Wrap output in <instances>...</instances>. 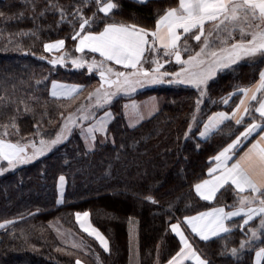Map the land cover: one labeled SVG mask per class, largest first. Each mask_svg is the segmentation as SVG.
Segmentation results:
<instances>
[{
	"label": "trees",
	"instance_id": "trees-1",
	"mask_svg": "<svg viewBox=\"0 0 264 264\" xmlns=\"http://www.w3.org/2000/svg\"><path fill=\"white\" fill-rule=\"evenodd\" d=\"M113 3L118 7L103 15L96 0H0V137L23 145L51 138L64 116L81 104L84 92L96 87L94 73L43 59L45 43L58 39L64 41L66 53L77 55L73 37L82 31L77 8L94 21L83 31L98 32L104 24L115 22L154 29L159 15L178 0ZM262 65L264 60L243 63L217 74L204 97L190 87L144 89L133 97L158 96L162 105L151 113L143 105L139 113L143 117L135 125L127 122L132 116L124 101L130 102L129 98H118L110 105L106 142L86 149V137L76 129L47 155L0 173V264H77L76 254H82L88 264H127L131 220L137 229L138 264H165L180 247L172 223L238 203L229 185L212 201L199 198L193 186L207 176L213 157L239 133L240 124L226 121L201 139L196 128L189 130V124H197L193 114L200 128L212 112L230 110L239 94L227 104L223 100L256 81ZM53 80L77 83L83 89L70 98H56L49 94ZM106 110L109 107L101 111ZM61 175L65 190L59 202ZM77 212L89 213L91 224L107 238L108 251L91 238L94 254L61 243L54 225L81 233L74 220ZM259 223L257 216L241 229V219L234 220L232 231L198 240L196 245L208 264H253L255 251L264 248ZM253 228L257 232L250 238ZM241 240L250 243L232 256L230 249L239 250Z\"/></svg>",
	"mask_w": 264,
	"mask_h": 264
},
{
	"label": "snow or ice",
	"instance_id": "snow-or-ice-1",
	"mask_svg": "<svg viewBox=\"0 0 264 264\" xmlns=\"http://www.w3.org/2000/svg\"><path fill=\"white\" fill-rule=\"evenodd\" d=\"M99 11L106 14L118 7L112 0L102 3V0H96ZM76 12L80 13V29L74 33V39L78 40L76 48L83 52L90 49L93 53H99L102 57L97 61L95 58L91 62L83 58H73L72 64L76 68H82L87 64L89 72L93 69L98 71L101 80L100 87L89 93V98L94 97L93 104L88 105L89 109L109 107V111L104 112L98 119L93 111L91 114L84 108L80 110L81 115L79 121L69 113L64 118L61 125V131L57 132L56 137L45 141L41 139L39 145L32 143V152L29 154L27 145L21 146L19 143L4 138H0V161H7L9 168H14L18 164L27 162L43 155L46 151L51 150L61 141L67 139L66 134H70L72 126L83 121L92 119L94 123L89 124L85 135H91V139L95 140L92 135L93 130L106 132L109 118L112 116L110 105L115 98L120 95H128L135 92L136 89L148 84L160 82L161 77L171 75L174 79L169 82L182 83L193 86L204 97L210 87L209 81L217 76L218 72L235 68L240 62L247 60L249 63H257L264 60V0H178L176 6L168 7L162 15L155 21L154 29H146L136 25H126L123 23H106L103 29L98 32L83 31L86 26H90L94 21L92 18L83 17L82 10L77 8ZM63 14V10H61ZM250 21H260L254 28L249 26L246 30L244 24ZM211 22L212 28L205 30V23ZM195 31L194 39L203 43L200 50L195 55H189L184 59L181 55L179 42L185 34H191ZM239 32L240 39H236L233 35ZM150 33V38H149ZM215 33V37L213 34ZM250 37V38H248ZM63 40H57L51 44H45L44 47L51 51L56 46H62ZM216 44L221 46L215 47ZM162 48L163 52L169 56H174L175 60L182 66L175 73L166 74L160 72L161 65L158 60L153 58L152 63L155 67L151 70L144 68L143 64L148 59V55ZM184 51H188L185 42ZM147 54V55H146ZM114 61L116 65H123L130 71H118L114 69L108 62ZM168 61L165 60V63ZM51 64H64L63 58L52 59ZM53 96L69 95L70 89L81 87L78 85H64L57 81H53ZM244 95L241 97L239 104L233 109L232 113L216 112L212 113L204 122V130L199 133L200 137H205L210 129H216L223 120L230 115L235 118L239 109L246 105L248 100H256L257 92L264 93V70L259 73V80L252 87L239 88ZM232 93L230 95H235ZM225 104L228 103L225 99ZM197 110L200 109L202 101L197 99ZM129 105H125L128 108ZM256 111L260 113L261 119H264V98L260 99L259 107ZM248 112L245 107L244 113H240L243 117ZM135 115H139L136 111ZM193 120L199 123L196 114H193ZM242 119H236V124H241ZM192 124H189V129ZM257 129H261L259 139L253 141L249 147L237 158L235 151L246 141ZM189 133L185 132V136ZM243 138V139H242ZM215 160L217 161L214 168L208 169L211 174L210 179H205L195 184L196 192L206 200H213L217 189L221 185L231 182L239 192L250 190L255 194L252 198L248 196H240L239 207H234L232 211H226L225 207H216L208 209L204 212L197 213L195 216L184 217L191 226L192 232L207 241L210 238L217 237L220 233H228L232 231L226 226L225 221L230 217H237L241 213L244 214L243 223L240 225L243 229L253 217L259 216V229L264 231V128L257 123L255 119L240 132L231 143L227 144L219 153ZM217 169L219 173L217 174ZM4 169L0 168V172ZM61 186L65 177H59ZM152 200V197H147ZM259 201L257 207H249L248 204ZM88 216L87 212L83 214L77 212L76 216L79 220L80 216ZM81 226L84 222L80 221ZM171 229L180 237L183 245L181 249L171 257L167 264H182V259L190 257L195 264H208L202 259L199 253L192 248L188 242V238L179 229L178 224H172ZM89 229H85L88 231ZM253 236L256 235L257 229H249ZM91 235L95 236L105 249L108 248L106 238L98 229L92 228ZM248 240H241L240 249L233 247L230 249L232 256H236L238 251L245 249L249 244ZM257 256L264 255V248L259 249ZM79 264V261L77 262Z\"/></svg>",
	"mask_w": 264,
	"mask_h": 264
},
{
	"label": "rangeland",
	"instance_id": "rangeland-1",
	"mask_svg": "<svg viewBox=\"0 0 264 264\" xmlns=\"http://www.w3.org/2000/svg\"><path fill=\"white\" fill-rule=\"evenodd\" d=\"M108 0H103V3H105V2H107ZM58 40H62V39H58ZM55 41H57V40H54L53 42H49V43H47V44H51V43H54ZM203 43V41L202 42H199L198 44H194L193 45V47H188V51H185L184 52V54L182 55V57L184 58V59H187V57H188V54L190 53V51H192L193 49L195 50V49H198V50H200V46H201V44ZM56 48V49H55ZM61 48V47H60ZM57 49H59L58 48V46H56V47H54L51 51H49L48 49H46L45 48V50H46V55L45 56H43V59L44 60H46V61H48L49 63H50V61L52 60V59H60V58H63L64 59V61H65V63L64 64H59V65H63V66H65V67H69V68H71V69H83V68H86V71L88 72V73H94L96 76H98L99 77V73H98V71H96L95 69H93V71L92 72H89V70H88V67H87V64H85L82 68H76V67H74L73 66V64H72V59L73 58H83L84 60H87V61H89V62H91L92 61V59H90V58H86V57H84V56H80V55H74V56H71V55H69L68 53H66L65 51H63V52H57V53H53V52H56V51H58ZM56 50V51H55ZM187 54V55H186ZM173 57V56H172ZM172 57H165L164 58V61H162V59L163 58H161V57H158V58H156V60H158V62H159V64L161 65V67H160V72L161 73H166V74H171V73H175V72H177L178 70H179V68L182 66L181 64H179L177 61H175ZM165 60H167V61H169V62H167V63H165ZM53 65V64H52ZM145 66V68H148V69H152V68H154L155 67V64H153L152 63V61L151 62H149V63H147L146 65H144ZM238 66V65H237ZM230 70V69H229ZM229 70H226V71H222V72H219L218 74H220V73H225V72H227V71H229ZM96 72V73H95ZM98 80V82H97V85H96V87H94V88H92L91 90H89L87 93H85L84 92V96L82 97V98H80V101H81V104L75 109V110H73V111H71V112H69V113H72L73 114V116H74V118H76L78 121H79V119H80V115H81V112H80V110L82 109V108H84V109H86L87 111H88V113L89 114H91L93 111L95 112V116H96V118L98 119L100 116H102L103 115V113L104 112H107V111H109V110H106V111H101L102 109L104 110L105 108H107V107H104V108H102V109H100V108H92V109H89L88 108V105H90V104H93V101H94V97H92V98H89V93H92V92H94V90L95 89H97L98 87H100V84H101V80H100V78H97ZM174 78L171 76V75H165V76H162L161 77V80H160V82H158L156 85L155 84H152V86H150V84H148L149 86L148 87H146V86H143L144 88H138V90H136L135 92H132V93H129L128 95H120L118 98H125V99H127V98H129L128 100L130 101V102H126V101H124V105L125 104H129V110H130V114H129V116H132V118H130V120H128L127 122L128 123H130L131 125H135V124H137V123H139L140 121H141V119H142V115L143 114H139V115H136L135 117L132 115V113H134L135 114V112L136 111H138L139 113H140V110L142 109V106L143 105H145V107H146V112H148V113H151V112H155L156 110H158V108H159V106H158V104L155 102L157 99L158 100H161V97H158V96H154V95H152V96H148V97H145L144 99H139L138 97H137V99L135 98V97H133L135 94H137L138 92H140V91H142V90H144V89H152V88H155V87H173V86H178V87H190V88H194L193 86H189V85H185V84H182V83H174V82H169V81H171V80H173ZM214 79V78H213ZM210 81H212V80H210ZM209 81V82H210ZM153 85H155V86H153ZM150 91V90H149ZM232 96L233 95H230V96H228L226 99H227V101L229 102V101H231L232 100ZM118 98H115L114 99V101L113 102H115V100L116 99H118ZM131 98H133V99H131ZM156 99V100H155ZM144 100V101H143ZM162 101V100H161ZM225 100H223V102H224ZM237 101H238V98H237V100H236V103H235V105L237 104ZM112 102V103H113ZM143 102H145V103H143ZM111 103V104H112ZM143 103V104H142ZM235 105H231V107H233V106H235ZM229 108V107H228ZM98 112V113H97ZM69 113H67L65 116H64V118H67L68 117V115H69ZM110 119V118H109ZM205 119V118H204ZM203 119V120H204ZM109 121V120H108ZM205 121V120H204ZM204 121H203V123H204ZM64 123V119L62 120V122L60 123V125H59V127H58V129L56 130V132H55V135H53L51 138H49V139H45V141H49V140H51V139H53V138H55L56 137V134H57V132H59V131H61V125ZM92 123H94V121L92 120V119H89V120H86V121H83V122H81V123H78L77 125H73L72 126V131H71V133L70 134H66L67 135V139L69 138V136L72 134V132L74 131V130H76V129H78V132H80V134L82 135V136H85L86 137V139H85V148L86 149H93L94 147H95V145H97L98 143H103V142H106L107 140H109L110 138H109V135H106V133L105 132H99V131H96V130H93V133H92V135H94L96 138H95V140H92L91 139V135H85V134H82V132H84V133H86V131H87V128H88V125L89 124H92ZM203 123H202V125H203ZM192 124V128L191 129H189V130H194L195 128H196V131H198L197 132V136L199 137V138H201V139H204V137H200L199 136V133H200V131H201V127L199 128V123H197V124H195V123H191ZM201 125V126H202ZM199 128V129H198ZM230 129H232V132L234 131L233 129L234 128H230ZM0 138H2V137H0ZM66 139V140H67ZM66 140H63V141H61L59 144H57L56 146H54L53 148H51V150H53L55 147H57L58 145H60V144H62L64 141H66ZM41 141V140H40ZM40 141H38L37 143H35L36 145H39V143H40ZM14 143V142H13ZM21 146H24V145H27V151L29 152V154H31V152H32V143L31 142H29V143H26V144H20ZM51 150H49V151H46L43 155H41V156H38V157H36L35 159H30V160H28L27 162H25V163H22V164H18L17 166H21V165H25V164H28V163H30V162H32V161H34V160H36V159H38V158H40V157H42V156H45V155H47L49 152H51ZM4 163V162H6V166L5 167H2L1 166V163ZM16 166V167H17ZM0 168H3L4 169V171H6L7 169L9 170V169H13V168H9L8 167V164H7V161H0ZM15 168V167H14ZM3 171V172H4ZM3 172H0V173H3ZM60 177V176H59ZM64 190H65V180H64V182H63V185L61 186V182H60V180H59V178H58V180H57V192H58V199L60 200V199H62V195H63V193H64ZM61 201V200H60ZM253 203H250V204H248V206L249 205H252ZM88 213V212H87ZM74 220H75V222H76V224H77V227H78V229H79V231H81V233H79V232H76V231H72V230H70V229H66V228H64V227H62L60 224H55L54 225V229H55V231H56V233H57V236H58V238H59V240L61 241V243L63 244V245H66V246H68V247H71V248H73V249H78V250H81L83 253H85L86 255H87V253L88 254H94V253H96V252H94L92 249H91V244H90V241H89V238H91L92 240H94L95 242H96V240L95 239H93V237L92 236H90L91 235V232L88 230V231H85V226H81V223H80V221H83L84 222V225L85 224H87V222L88 223H91L90 222V218H89V213H88V216L85 218V216H83V215H81L80 216V218H79V221H78V219H77V216H76V213H75V216H74ZM89 220V221H88ZM131 223H130V225H129V247H130V249H129V257H128V262H127V264H138V249H137V229H136V224H135V221L134 220H131L130 221ZM100 232V231H99ZM101 233V232H100ZM90 234V235H89ZM101 234H103V233H101ZM103 236L105 237V235L103 234ZM254 236L252 235V233L250 232V238H253ZM106 238V237H105ZM97 243V242H96ZM98 244V243H97ZM259 251V249L258 250H256L255 251V258H254V263L253 264H260V260H261V258H260V256H257V252ZM77 255V258H79V264H88L87 263V259L81 254H76ZM262 256V255H261ZM259 258H260V260H259ZM259 260V261H258ZM78 262V261H77ZM76 262V263H77Z\"/></svg>",
	"mask_w": 264,
	"mask_h": 264
},
{
	"label": "crops",
	"instance_id": "crops-1",
	"mask_svg": "<svg viewBox=\"0 0 264 264\" xmlns=\"http://www.w3.org/2000/svg\"><path fill=\"white\" fill-rule=\"evenodd\" d=\"M134 1H137V2H145V1H147V0H134ZM108 2V1H107ZM107 2H105V3H107ZM112 2H113V0H112ZM103 3V2H102ZM101 5H99V7H100ZM166 10V9H165ZM113 10H111V12H112ZM103 15H109L110 13H108V14H106V13H104V12H102V11H100ZM164 12V11H163ZM163 12L160 14V15H162L163 14ZM116 24H120V23H123V22H115ZM259 23H261L260 21H250L249 23H247V24H244V27H245V29L246 30H248L249 29V26L251 25V27L252 28H254L255 27V25L256 24H259ZM123 24H126V25H132V24H127V23H123ZM210 28H212V24H211V22H206L205 23V30H206V32H207V30H209ZM103 29V28H102ZM101 29V30H102ZM195 31H193L191 34H185L184 36H182L181 37V40H180V42H179V45H180V49H181V55H183L184 54V47H185V42H186V44H187V48L188 47H193V45L196 43V44H198L199 42H202L203 41V38L201 39V41H196L195 39H194V36H195ZM234 36H235V38L236 39H240V34H239V32L237 31L236 33H234L233 34ZM215 37V33L213 34V37H210V39H212V38H214ZM149 38H150V33H149ZM248 38H250V37H248ZM50 42V41H49ZM49 42H46V43H49ZM51 42H53V41H51ZM45 43V44H46ZM78 43V40H76V43H75V49H76V51H77V56L78 55H80V56H84V57H86V58H90V59H92L93 60V58H95L97 61H99V60H101L102 59V57L100 56V54L99 53H93L90 49H85L83 52H81V51H79L77 48H76V44ZM219 46H221V45H219V44H216L215 45V47H219ZM61 47V48H60ZM58 48L59 49H57L58 51H56V52H53V53H57V52H63L64 51V44L62 45V46H58ZM194 48V47H193ZM44 49H45V47H44ZM56 49V48H55ZM46 51V50H45ZM197 51H199L198 49H193L192 51H190V53L188 54V56L189 55H195V53L197 52ZM186 53V52H185ZM147 55V54H146ZM187 55V54H186ZM158 57H161V58H163L162 59V61H164V58L165 57H169V56H167L164 52H163V49L162 48H159V49H157V51L156 52H154V53H151L150 55H148V59L144 62V64H143V67L145 68V66L144 65H146L147 63H149V62H151L152 60H153V58H158ZM174 60H175V58H174V56L172 57ZM176 61V60H175ZM260 60H259V58H258V62H259ZM169 62V61H168ZM114 69H116V70H118V71H130L131 69L130 68H125L123 65H116L115 64V62L114 61H109L108 62ZM252 64V63H249L247 60H245V61H242V62H240L239 64ZM238 64V65H239ZM83 69H85L86 70V68H83ZM76 70H78V69H76ZM261 70H264V65H262V67L260 68V70H259V72H258V76H257V79H256V81H254L252 84H250V85H248V86H245V87H252V86H254V85H256V83L258 82V80H259V73H260V71ZM96 73V72H95ZM219 73V72H218ZM98 77V76H97ZM99 78V77H98ZM53 81H57V82H59L60 84H64V85H78V86H81L80 84H77V83H70V82H64V81H59V80H53ZM53 81H51V83H50V85H49V94L51 95V96H53L52 95V92L54 91V90H59V89H54V86H53ZM157 83H155V85H156ZM155 85H153V86H155ZM144 86H146V87H148L149 85H144ZM150 86H152V84H150ZM190 86V85H189ZM140 88H144V87H140ZM139 88V89H140ZM243 88V87H242ZM83 89V86H81V87H79V88H77V89H75L74 91H72V90H70V89H66L65 91H69V95H63V96H61V95H57V96H53V97H56V98H70V97H72V96H75L76 94H78L81 90ZM136 90H138V89H136ZM238 93L239 94V97H238V101H237V104H239V102H240V99H241V97L244 95V93L242 92V91H238V89L237 90H235V91H233L232 93ZM262 98H264V93H261V92H257V94H256V100H248L247 101V103H246V105H244V106H242L240 109H239V112L237 113V115H236V117L235 118H233L231 115L229 116V117H227L225 120H223L222 122H221V124L216 128V129H210L209 130V132H208V134L204 137V139H206L207 137H209L211 134H213L214 132H216L220 127H221V125L223 124V123H225L226 121H232L233 123H235L236 124V119H242V122H241V124H240V126H241V129H240V131H239V133L237 134V135H239L240 134V132H243V130H244V128L245 127H247V125L248 124H250V123H252L253 122V119H255V121L257 122V123H259V124H261V126H262V128H264V119H261V115H260V113H258L257 111H256V108L257 107H259V101H260V99H262ZM156 100V99H155ZM157 104H158V106H159V108H160V106L162 105V101L161 100H156L155 101ZM224 103V102H223ZM237 104L235 105V106H233L230 110H224V109H221V110H217V111H214V112H212V113H216V112H226V113H232V111H233V109L234 108H236V106H237ZM245 107H247L248 108V112L247 113H245L244 115H243V117H241L240 116V113H244V109H245ZM212 113L211 114H209L208 115V117L210 116V115H212ZM208 117L205 119V121H207V119H208ZM204 121V122H205ZM204 130V123H203V125L201 126V131H203ZM200 131V132H201ZM260 131H261V129H257V131L256 132H254L246 141H244V143L239 147V149L238 150H236L235 151V155H236V157L238 158L239 157V155L240 154H242L248 147H249V145L253 142V141H255V140H257V139H259V134H260ZM236 135V136H237ZM236 136L232 139V140H234L235 138H236ZM243 139V138H242ZM231 140V141H232ZM231 141L229 142V143H231ZM228 143V144H229ZM227 146V145H226ZM225 146V147H226ZM224 147V148H225ZM216 157V156H215ZM215 157H213V159H212V163H211V166L209 167V169L210 168H214L215 167V165H216V163H217V161L215 160ZM219 173V169H217V174ZM211 178V174L207 171V176L204 178V179H202V180H205V179H210ZM201 180V181H202ZM200 182V181H199ZM199 182H197V183H199ZM197 183H195V184H197ZM195 184H194V186H193V190H194V192H195V194L199 197V198H201V199H203V200H205V201H209V200H206V199H204L203 197H201L197 192H196V190H195ZM231 186L232 188H233V190L236 192V195H237V197H238V203L237 204H233V205H229V206H223V207H225V210L226 211H232L233 210V208L234 207H239V205H240V200H239V197L240 196H248L249 198H252L255 194H253L250 190H245L244 192H239V190H237L236 188H235V186L234 185H231V182L229 181V182H227L226 184H223V185H221V187L219 188V189H217V192L215 193V195H214V197H213V199L215 198V196L218 194V192L222 189V188H224L225 186ZM212 201V200H211ZM59 202H60V200H59ZM258 204H259V201L257 200V201H254L253 202V204L252 205H249V207H257L258 206ZM216 207H221V206H215V207H212V208H216ZM209 209H211V208H209ZM208 210V209H207ZM206 211V210H205ZM201 212H204V211H201ZM201 212H198V213H201ZM79 213H81V214H83L84 212H79ZM197 213H195V214H193V215H190V216H195ZM190 216H186V217H190ZM257 217V216H256ZM86 218V217H85ZM255 217H253V219H254ZM237 219H241V224L243 223V219H244V214L243 213H241L239 216H237V217H230L228 220H226L225 221V224H226V226H228L229 228H231V222H233L234 220H237ZM79 221V220H78ZM89 221V220H88ZM172 224H178V227H179V229L184 233V235L188 238V242L191 244V246H192V248L193 249H195L198 253H199V255H200V257L202 258V259H204L205 261H207L208 262V259L202 254V252L199 250V248L197 247V245H196V242L198 241V240H202V241H205V240H203L200 236H199V234H197V233H193L192 232V229H191V226L188 224V222L184 219V218H182L181 220H177V221H175L174 223H172ZM171 224V225H172ZM85 226V229L87 228V229H89V231L91 232V229L92 228H95V229H97L96 227H94L91 223H88L87 222V224H85L84 225ZM170 229H171V226H170ZM171 231H172V229H171ZM172 233L177 237V239H178V241H179V245H180V247H179V249H178V251L181 249V247H183V245L181 244V242H180V237L176 234V233H174L173 231H172ZM223 234H225V233H220V234H218V236L217 237H219V236H221V235H223ZM90 235V234H89ZM90 236H92L93 237V239H95L96 240V242L98 243V245L104 250V251H108V248L107 249H105L104 248V246L100 243V241L95 237V236H93V235H90ZM213 238H216V237H213ZM210 239H212V238H210ZM106 240H107V238H106ZM107 243H108V240H107ZM177 251V252H178ZM176 252V253H177ZM175 253V254H176ZM175 254L173 255V256H175ZM172 256V257H173ZM254 256H255V254H254ZM255 258V257H254ZM260 258H261V256H260ZM260 258H259V260H260ZM258 260V261H259ZM253 263H254V260H253ZM165 264H167V262L165 263ZM182 264H195V261L194 260H192L190 257H185V258H183L182 259Z\"/></svg>",
	"mask_w": 264,
	"mask_h": 264
}]
</instances>
